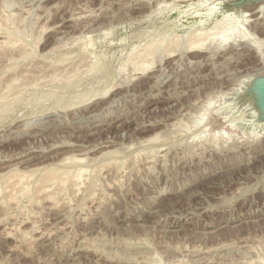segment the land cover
<instances>
[{
    "label": "rangeland",
    "instance_id": "374dc122",
    "mask_svg": "<svg viewBox=\"0 0 264 264\" xmlns=\"http://www.w3.org/2000/svg\"><path fill=\"white\" fill-rule=\"evenodd\" d=\"M262 3L0 0V40L22 44L0 47V264H264V131L250 91L264 76L195 126L205 102L264 73ZM244 13L254 46L190 52L189 33ZM175 37L179 48L134 71L131 56ZM76 98L90 100L69 107ZM94 144L107 147L89 158L114 152L119 165L91 197L85 183L58 203L34 188L31 202L17 182Z\"/></svg>",
    "mask_w": 264,
    "mask_h": 264
},
{
    "label": "bare ground",
    "instance_id": "6f19581e",
    "mask_svg": "<svg viewBox=\"0 0 264 264\" xmlns=\"http://www.w3.org/2000/svg\"><path fill=\"white\" fill-rule=\"evenodd\" d=\"M159 1V0H158ZM181 1V0H180ZM189 1V0H187ZM211 1V0H199L200 4H203V5H207V3ZM184 2V1H183ZM188 3V2H187ZM166 4V3H165ZM162 5V4H160ZM199 6V5H198ZM144 7V6H143ZM134 9V8H133ZM141 9V8H140ZM256 9L260 10V12L262 14H264V3H262V5H259L256 7ZM255 9V10H256ZM138 11V10H137ZM253 13H256V12H253ZM259 13V14H261ZM261 14V15H262ZM252 17V16H251ZM247 17L245 16V13L243 14L241 20H239V22L237 23V25L235 24V22L233 21V14H229L227 15L223 20H221L219 23H216L214 25V27L210 30H206L204 28H202L200 31L198 32H195V33H189L186 38L187 40H185L186 44L188 42L189 44V49L191 50L190 52L191 53H203L201 51V49H203L205 46L207 47L208 44L207 42H211V44L213 42H216L218 48H221L222 46H226L225 44H241L242 46H254L253 42L252 45H250V41H252L253 39H251V37L253 38V34L250 35V31H247L248 29H245V27L248 25L247 24V21L245 20ZM258 19V18H257ZM245 20V21H244ZM1 23V22H0ZM250 23V22H248ZM253 24L251 26V28H253V30H256L257 31V24L259 23L257 20H255L254 22H252ZM247 24V25H246ZM1 26V25H0ZM247 28V27H246ZM1 29V28H0ZM264 28H262L263 30ZM3 30V29H2ZM8 31V30H7ZM264 31V30H263ZM18 33V32H17ZM20 33V32H19ZM13 34V33H12ZM24 35V34H23ZM9 36V35H8ZM5 36V39H1L0 40V47L3 45L5 46V44L8 42L11 44V38L10 36ZM19 36V35H18ZM7 37V38H6ZM21 37V36H20ZM2 38H4L2 36ZM18 38V37H17ZM17 38H14L18 41ZM13 40V39H12ZM34 40V39H33ZM169 41V40H168ZM180 41H182L181 37H180ZM16 42V41H15ZM34 42V41H33ZM32 42V43H33ZM157 42V41H156ZM160 42V41H159ZM162 42V41H161ZM167 43V41H166ZM254 43L255 42V39H254ZM17 44V43H16ZM18 44H21L20 42H18ZM17 44V45H18ZM155 44V43H154ZM159 44V45H158ZM157 45H152L150 44V46L146 49V50H143L141 52H138V53H135V55H133V57L131 56L130 58V61H129V57H127L129 63H132V66L135 65V69L134 71L136 70V68L138 69V67H140L139 69L141 68H144L145 70L146 69V66L147 65V68L148 67V64L146 63H150L151 61H148V59L151 58V56L155 57L154 54L157 53L159 51L160 53V50H162V46H163V49L165 48L170 49V47L172 48V45L174 44V46H177L179 48V38L176 39V37L172 38V41H169V43L167 45H164L163 43H158ZM7 45V44H6ZM9 45V44H8ZM15 45V44H14ZM13 44H11L12 48L14 46ZM15 45V47L17 46ZM22 45V44H21ZM20 45V46H21ZM34 45V44H33ZM257 45V44H256ZM260 46V44H258ZM2 46V47H3ZM19 46V45H18ZM14 49H18V48H15ZM147 47V46H146ZM181 47V46H180ZM258 47V46H257ZM261 47V46H260ZM23 48V47H22ZM21 48V49H22ZM188 48V47H187ZM210 48L209 46L207 47V49ZM23 50V49H22ZM172 50V49H171ZM206 50V48H205ZM25 51V50H23ZM164 50H162L163 52ZM167 51V50H166ZM22 52V51H21ZM174 52V50H173ZM205 53L207 51H204ZM25 53V52H24ZM23 53V55H24ZM33 53V52H32ZM30 54V53H29ZM134 54V53H133ZM158 54V53H157ZM173 54V53H171ZM233 54V53H232ZM245 54V53H244ZM28 55V53H27ZM26 55V56H27ZM131 55V54H130ZM25 56V55H24ZM158 56V55H156ZM171 56V55H170ZM236 56V55H235ZM28 57V56H27ZM92 57V56H91ZM152 57V59H153ZM13 58V56H12ZM11 58V59H12ZM231 58V57H230ZM66 59V58H65ZM21 60V59H20ZM67 60V59H66ZM12 62L13 59H12ZM152 63V62H151ZM17 64V63H16ZM253 64V63H252ZM151 65V64H150ZM149 65V66H150ZM154 65V63H153ZM264 65V64H263ZM259 66V65H258ZM124 67V66H123ZM134 68V66H133ZM152 69V68H151ZM259 69V68H258ZM143 70V69H141ZM149 70V69H148ZM257 70V68L255 69ZM255 70H252V71H255ZM143 72V71H142ZM147 71H145L146 73ZM251 72V71H250ZM140 73V72H138ZM254 74V73H253ZM264 76V73H259V74H255L254 76L250 75L249 78H246V79H243V80H240V83L238 84V88L237 89H233L230 91V92H227V93H223L221 94L220 93V97L216 99V104L213 105V102L212 100L214 101V99L216 98V96L214 97V99H209L207 102L204 103V105L202 106L201 108V111L200 114H198V119L196 120V125H201L202 122L205 121V119L207 118V116H209L214 110H219L221 107H225L228 105L229 102H231V98L233 97V94L232 92H235L237 90H241L243 88V86H245L247 83L250 82L249 79L253 78V77H262ZM248 77V76H247ZM26 79V78H25ZM242 79V78H241ZM24 80V78L22 79V81ZM257 80V79H256ZM254 81V80H253ZM25 83V82H24ZM236 87V86H235ZM246 87V86H245ZM244 87V88H245ZM112 88V87H111ZM110 90V89H109ZM251 91V90H250ZM100 92H98L97 94H95V100H99V98H97V96H101V94H99ZM108 93L105 92V95ZM248 93V92H247ZM241 94V93H240ZM248 95V94H247ZM251 95V94H250ZM104 96V94H103ZM102 96V97H103ZM81 97H85V96H81ZM91 97V96H90ZM89 97V98H90ZM218 97V96H217ZM245 98V97H244ZM252 98V97H251ZM77 99V98H76ZM86 99V98H85ZM93 99V98H92ZM79 100V101H78ZM83 100V99H82ZM80 101V99H77L75 100L73 103H71L69 105V107H77L79 104H81L82 102H86L87 100L89 101L90 99L87 98V100L85 101ZM252 101V100H251ZM89 103V102H88ZM246 104V103H245ZM248 106V104L246 105V107ZM238 108V107H237ZM69 109V108H68ZM72 109V108H71ZM74 109V108H73ZM72 109V110H73ZM77 109V108H76ZM258 109V108H257ZM66 110V109H65ZM70 110V109H69ZM245 110V109H244ZM248 110V109H247ZM224 118L226 119L227 117V111L224 112ZM235 113V112H234ZM252 113V112H251ZM260 114H261V111L257 110V111H253V119L251 121V125L252 127L254 128H263V131H264V117H260ZM242 121V120H241ZM84 122V121H83ZM238 123V122H237ZM232 124L233 127L237 124ZM48 125V124H47ZM52 126V125H51ZM193 126V127H195ZM230 126V125H229ZM50 127V126H49ZM190 128V127H189ZM232 128V126H231ZM44 130V128H42ZM48 129V128H46ZM39 130V129H38ZM186 130V129H185ZM80 131V130H79ZM218 134L217 133V137H218ZM221 134V133H220ZM219 134V135H220ZM214 135V134H213ZM235 135V134H234ZM264 135V134H263ZM262 135V136H263ZM251 136V135H250ZM216 136H213V138H215ZM256 137V136H255ZM220 138V137H219ZM227 138V137H224V139ZM233 139H236L235 137H231ZM258 138V137H257ZM261 138V137H260ZM264 138V137H263ZM218 139V138H217ZM216 138L215 140L218 141ZM223 139V138H222ZM221 139V140H222ZM256 139V138H255ZM226 140H230L229 139H226ZM213 141V140H212ZM248 141V140H247ZM246 141V142H247ZM255 141V140H254ZM224 142V141H223ZM228 142V141H227ZM260 142V141H259ZM99 147H102V148H106L107 146H105V144H94L93 145V149L89 150L87 152V154H85L86 156L82 157V158H77V157H69L67 158L66 162H61L63 163L62 164V167L63 169H58V168H53V169H49V170H46L44 171V173H42L38 178H36L37 174L35 175V178L34 179V182H32V177H34L33 175L34 174H31L30 176H27V175H19V174H14L16 176V179H17V182H19V184L22 186L23 188V192L24 193H27L29 194L28 196H30V199H31V202H33L35 200V193H34V188H37L39 187L40 188V193L42 192H46L47 195L46 197L52 201H55V203H58L57 200H58V196L61 195V194H64L65 192H69V190H80V188H83L84 184L87 183L88 184V187L86 189V192H89V195L88 196H92L94 195L95 191L94 189L91 190L92 188H94L95 186H97V182L100 181L98 180V177L99 175L101 174V172L104 170V169H108L109 166L113 165L114 167H118L119 163H115V153L114 152H106L105 154H101L99 156H95L93 158H89L87 155L90 153V152H94L96 151L97 152V148ZM262 147V146H261ZM260 148V147H259ZM118 155V153H117ZM117 158V157H115ZM118 162V161H117ZM118 164V165H117ZM121 166V164H120ZM43 168V167H42ZM60 168V167H59ZM40 169V168H39ZM39 171H43V170H39ZM35 172H38V171H35ZM34 173V172H33ZM95 173H99L98 176H93ZM15 176H14V179H15ZM10 177V176H9ZM8 177V178H9ZM30 177V178H29ZM13 179V176L12 178L10 177L6 183L4 184L5 186L11 182V180ZM27 179L29 180V182L27 181ZM3 181V180H2ZM5 181V180H4ZM31 181V182H30ZM9 187V186H8ZM2 188V187H1ZM85 188V187H84ZM3 189V188H2ZM5 190V189H4ZM91 190V191H89ZM96 190V189H95ZM1 189H0V193H1ZM81 191V190H80ZM4 192V191H3ZM36 192V191H35ZM75 192V191H74ZM31 193H34V195H32ZM4 194V193H3ZM32 196H31V195ZM83 194V193H82ZM86 194V193H85ZM34 199V200H33ZM49 200V201H50ZM51 201V202H52ZM59 201V200H58ZM64 201V200H63ZM54 204V202H53ZM117 230V229H116ZM83 251V250H82Z\"/></svg>",
    "mask_w": 264,
    "mask_h": 264
},
{
    "label": "water",
    "instance_id": "95a60500",
    "mask_svg": "<svg viewBox=\"0 0 264 264\" xmlns=\"http://www.w3.org/2000/svg\"><path fill=\"white\" fill-rule=\"evenodd\" d=\"M259 2H264V0H257ZM251 91L254 94V99H256L259 110L261 111L260 117H264V77L254 81L251 84ZM258 110V111H259Z\"/></svg>",
    "mask_w": 264,
    "mask_h": 264
}]
</instances>
